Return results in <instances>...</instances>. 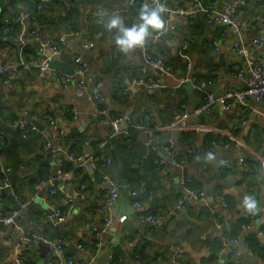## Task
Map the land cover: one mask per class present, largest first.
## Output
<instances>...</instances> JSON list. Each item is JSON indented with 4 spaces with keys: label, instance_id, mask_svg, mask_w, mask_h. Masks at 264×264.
<instances>
[{
    "label": "crops",
    "instance_id": "1",
    "mask_svg": "<svg viewBox=\"0 0 264 264\" xmlns=\"http://www.w3.org/2000/svg\"><path fill=\"white\" fill-rule=\"evenodd\" d=\"M195 1L168 0V4L172 8H191ZM198 1L208 5L215 0ZM47 6L45 15L49 20L40 24L25 16L33 12L31 4L23 0H0V62L15 65L25 61L35 65L40 43L73 33L68 39L67 57L61 61L71 63L75 56H81L89 67V90L86 96L78 97L77 82L66 89L51 81L48 74L40 78L38 69L12 76L11 86L0 81V130H9L1 162L9 171L3 173L0 167V180L8 179L16 194L27 201V207L17 218L22 232L0 225V264H49L54 243L59 238L65 256L61 261L57 259L56 264H66L70 259L76 264H118L110 259L112 253L119 254L126 264H172L171 255L176 249L184 251L183 258L188 264H209L207 243L216 235L215 214L223 212L220 197L229 205L225 218L230 227L233 222L249 216L242 207V200L248 195L257 198L260 211L258 218L240 236L234 251L240 264H264L263 258L249 252L250 243L246 239L247 234H257L264 245V234L259 233L264 229V181L259 168L260 164L264 166V120L257 118L252 109L235 104L230 111L217 108L211 115L191 117L183 130L166 131L163 128L180 113L182 103L189 101L193 110L202 103V96L193 91L190 83L175 95L168 89L135 86L136 79L147 76L161 79L163 75L145 64L143 49L127 55L116 50V33H109L101 21L93 19L94 13L115 11L131 24L138 19L139 11L128 6L127 0H51ZM256 12L264 22V2L258 9L254 5L243 8L240 16L251 17ZM166 20L172 21L169 15ZM167 24L168 30L150 39L146 47L153 56L161 57L172 66L175 79L188 75L187 62L182 57L187 45L192 75L206 82L210 92L221 95L245 87L244 81L235 77L245 59L236 53L234 36L229 29L209 26L201 16L176 18ZM7 27L11 29L9 33L5 32ZM262 35L264 37V33L252 25L243 30L246 41ZM90 44L94 47L85 48ZM257 56L264 59V47L251 54L253 58ZM94 90L103 94L111 117L122 115L130 123L151 130L149 134L133 131L126 142L108 149L110 156L129 158L126 165L114 169L116 179L112 180L118 182L128 176L140 189V208L134 207L135 197L122 191L109 213L103 212L101 207L107 191L101 175L96 173V178L92 179L83 170L76 177L66 171L67 180L62 182L57 159L51 164V177L62 192L51 196L50 186L37 191L34 182L38 179L44 141L39 133L24 139L19 131L10 127L24 114L38 120L52 117L51 114L68 137L74 135L68 147L56 143L57 150L72 149L78 156L92 153L90 138L106 139L110 131L108 119L98 116V104L88 99ZM251 107L264 111V100L252 102ZM74 109L79 112L77 120L73 119ZM171 138L176 144L169 152L165 148ZM148 140H152L149 160L143 164L137 162L138 159L134 161L147 151ZM213 142H217L218 147H213ZM172 158L185 162L175 165ZM240 158L245 159L244 165L229 169L228 174H218L221 160L238 161ZM157 160L164 163L160 165ZM66 167L68 169L69 164L65 170ZM183 178L190 179L194 189L206 192L205 202L192 200L184 210L177 209V203L186 195ZM18 207L14 194L5 191L0 195L1 216L10 217ZM52 207L62 211L66 218L57 229L46 218L47 210ZM147 215L157 217V223L142 222L141 218ZM108 216L115 221L102 237V247H98V240L86 225L100 226ZM122 216L128 217L124 224L117 221ZM30 235L52 238L53 245L27 244L24 239ZM135 252L140 257L135 258ZM217 264H226V259L222 257Z\"/></svg>",
    "mask_w": 264,
    "mask_h": 264
},
{
    "label": "built area",
    "instance_id": "2",
    "mask_svg": "<svg viewBox=\"0 0 264 264\" xmlns=\"http://www.w3.org/2000/svg\"><path fill=\"white\" fill-rule=\"evenodd\" d=\"M42 3L41 10H46L48 7V3L51 0H40ZM263 0H228L226 2H222L219 0H215L208 5H202L198 0H196L191 8L184 7H174L172 8L168 4V0H127L128 6L139 11L140 7L144 3H155L162 2L168 9V15L171 17V20L174 21L176 18H185V17H196L201 16L204 18L205 22L209 26H221L226 27L234 36V49L236 53L242 57H244L245 62L244 66L235 73V77L244 81L245 87L239 90H229L224 94L216 97L214 93L210 92L208 89V85L206 83L199 82L196 77L192 75V64L190 62L188 53H187V45L184 47V52L182 53V57L186 60V67L188 75L186 77H179L175 79L173 74V68L168 63L164 61L161 57L153 56L147 49L146 45L143 49L144 61L148 67H151L155 70H158L162 73L163 78L155 79L153 76H147L146 78H139L134 81L135 86L145 87L148 89H168L170 90L172 95L180 90L184 85L190 83L192 85L193 91L196 94H200L202 96V103L195 107L193 110L190 109V102H184L180 105L181 110L180 113L176 114L172 120V122L166 126V131L173 133L175 131H180L186 128V122L191 117H201L203 115H211L213 111L217 108H221L225 111H230L233 105L238 104L244 109L249 110L252 109V112L256 115L257 118L264 120V111L253 109L251 107L252 102H262L264 100V59L261 56H257L255 58L251 57V54L254 51H259L264 47V37L257 36L253 37L249 41H246L243 36V30L247 29L249 26L255 27L256 30L264 33V22L262 20L261 15L256 12L254 16L251 17H242L240 16V12L243 8L254 5L256 9L259 8ZM26 17H30L29 14L25 15ZM93 19L97 21H101L99 14L94 13ZM171 21V22H172ZM167 22V23H171ZM168 30V29H167ZM11 29L7 27L5 29L6 33H9ZM36 31H32V34H35ZM73 33H68L61 37L59 40L50 39L46 42H42L39 44L37 49V57L35 58V65H31V63H27L25 61L20 62L15 65L5 64L0 62V81L3 80L6 84L11 86V77L18 75L21 72L32 73L35 69H38L39 77H45L46 74L49 75L51 81L54 83H58L64 88H71L72 85L77 82V96L84 97L86 96L89 90V82H88V73L89 67L83 61L81 56H75L71 63L74 65V75H66L52 68V58L56 57L60 61L65 60L69 51V37H72ZM94 47L93 44L86 45L85 48ZM89 101L98 104V116L103 117V119H108L110 124V131L108 137L106 139H98L96 137L90 138V145L96 144L99 151H103L106 149L108 141L111 139L119 138V137H129L131 136L133 131H143L146 134H149L151 130L147 127L140 124L130 123L129 119L126 117L119 116H110L107 108H105V98L100 91H95L93 94L88 96ZM54 106V104H53ZM28 115L24 114L23 117L15 120L11 123L10 127L13 130L20 131L22 133V137L24 139H28L30 133L40 132L36 126L32 123L25 121L24 117ZM79 116V112L74 109L73 110V119L77 120ZM48 134L40 132L43 134V138L45 140L44 150L46 153L56 152L59 155L65 157L69 162H72L77 169H82L85 171L92 179L96 178L97 168L94 166L95 157L90 152L89 154L76 156L74 154L69 153L65 150H55L54 141L50 137V132L52 131L55 136L61 137L64 135V130L56 123V121L52 117L47 118V126ZM6 143V134L3 130H0V167H2V152ZM152 144V140H148L145 143L146 152L141 157V159L137 160L139 163H143L148 161L150 158V146ZM175 140L170 139L168 146L165 148L167 151L171 152L175 148ZM213 147H218L217 142L212 143ZM228 146V145H227ZM100 158L104 159L107 164L111 163L110 158L104 157L101 155ZM157 162L162 165L164 162L157 160ZM172 162L175 165H182L185 161L184 159L177 160L176 158H172ZM59 165L63 164V159H58ZM245 164V159L240 158L238 161H233L230 159L221 160L218 167V174H228L229 169L235 168L240 165ZM2 172L6 173L9 169H4L2 167ZM61 172V171H60ZM102 173L103 186L107 191V197L102 205L101 209L105 213H109L111 207L115 205L122 191H128L133 197L136 198L134 202L135 208H140L142 205L140 201L137 199L139 196V191L134 189L130 184H119L112 180L108 174L105 172ZM59 178L62 182H66L67 176L64 173H59ZM190 179H182V184L185 186L186 195L183 197L176 205L178 210H184L187 204H189L192 200L205 202L207 198V194L205 191L194 189L190 186ZM45 186H50L48 192L51 196H56L62 192V188L59 186H55L53 184L52 178H50L47 182L37 184L35 189L37 191L43 189ZM0 190L1 191H9L16 197L19 202V207L13 212L10 217H5L0 215V225L12 226L14 232H22L23 227L20 222L17 221L19 217L20 211L24 210L27 207V201H24L22 197L16 194L14 187L9 182L8 179L0 180ZM70 201H73L70 199ZM220 202L223 207V212L216 213V235L221 238L223 241V247L225 252L236 246L240 241V236L232 239H226L224 237L225 229L227 228V221L225 218L226 213L229 211V205L224 197H220ZM51 214H48L46 218L48 222L54 227L57 228L61 224H63L66 220L62 211L57 210L55 207L50 209ZM128 220L127 216L119 217L117 220L120 224H124ZM114 219L110 216L106 217L103 223L100 226H94L91 224H87L86 228L94 235V237L98 240V247H102L101 240L102 237L110 230L113 226ZM141 221L144 223L155 224L158 221V218L153 215H147L141 218ZM249 226H244L243 229H249ZM262 234V233H261ZM29 237V238H26ZM26 239L24 241L27 244L36 245L39 242H43L48 245H53V242L48 237H42L40 235H30L25 236ZM132 245V244H130ZM79 248L83 247L79 245ZM252 254V251L249 250ZM65 256V251L63 248V244L61 240H58V243L53 246V253L49 257V264H56L57 259L60 261L63 260ZM184 251L182 249H176L173 251L171 255V263L172 264H184L180 261L183 259ZM110 259L112 261H117L118 264H126L125 260L116 256V254H111ZM63 263V262H62ZM64 264V263H63ZM66 264H76L73 260H68ZM236 264H240L239 260L236 261Z\"/></svg>",
    "mask_w": 264,
    "mask_h": 264
},
{
    "label": "trees",
    "instance_id": "3",
    "mask_svg": "<svg viewBox=\"0 0 264 264\" xmlns=\"http://www.w3.org/2000/svg\"><path fill=\"white\" fill-rule=\"evenodd\" d=\"M23 1L28 3V4H31V9L33 10V12H28L29 15H30V18H33V19L37 20L40 24L41 23H43V24L47 23V21L49 19L45 15V10H41L42 3H41L40 0H23ZM262 2H264V0ZM35 56L37 57V53H36ZM196 78H197V80L199 82H201V83L203 82V81H200L198 79V77H196ZM204 83H206V82H204ZM104 107L107 108L106 105ZM49 116L53 117V115H51V114ZM116 116H119V115H116ZM39 120L41 121V123L43 125L47 126V119H45V118H41L40 119L39 118ZM38 133H39L38 136H40V139L41 138L43 139L44 145H45V140L43 138V134L40 133V132L30 133L28 138L30 137L31 134H38ZM20 134L22 136L21 132H20ZM50 137L55 142L54 143L55 150H57L56 149V143H58L59 146H61V147H65V146L68 147V145H70L71 141L74 139V135H71V137H68L65 133L61 137H57V136L54 135V133L52 131L50 132ZM129 137L122 136V137H119V138L111 139L110 141H108L107 147L103 151H99V149H98L96 144L92 145L93 146V154H94V157H95V166L98 169L97 170V175L100 174L101 177H102V173L101 172L103 171L106 174H108L111 179L112 178L116 179L115 176H114V169L116 167L120 168L122 164L124 165L125 163H128L127 161H129V158L126 157V159H125V157L121 158V155L116 156V155H112V154L110 156V154L108 152V149L110 148L111 145H113L115 147H117V145H121L122 143L126 142L129 139ZM6 142H7V139H6ZM68 152L71 153V154H74L72 149H69ZM74 155H76V154H74ZM78 155H76V156H78ZM101 155H104V157L110 158L111 163L107 164V162L104 159L100 158ZM141 157L140 158H135L134 161L136 159H138V160L141 159ZM59 158L63 159V164L60 165V171L61 172H63V173H66V171H69L68 173L72 172V173H74L75 177L78 176L82 172V169L75 168L74 164L72 162H69L62 155H59L56 152L46 153L45 150H44L43 156L40 159L41 163H40L39 173L37 174L38 175V179L36 180V182H34L35 186L37 184H41V183L47 182L50 178H52L51 176H53V172H52L51 164L53 163L54 159L55 160L57 159V162H58ZM145 162H147V161H145ZM67 164H69V167H68V169L66 167V170H65V166ZM140 181L141 180L139 179L138 182H140ZM117 183H119V184H126V183L130 184L134 189L139 191L138 198H140V195H141L140 189L138 187H135V185H133L132 182L129 181V177L128 176L123 177L122 181H118ZM146 190H148V189H146ZM138 200L140 201V199H138ZM215 218H216V216H215ZM256 218H258V214L255 215V216L249 215V216L244 217L243 219H240L238 221L233 222L230 225V227H227L225 229L224 237L226 239H232V238H236L238 236H241L242 234H244L246 232L243 229V227L244 226H249L250 223L252 221H254ZM57 228H54V229H57ZM259 233L260 234L261 233L264 234V229H262ZM257 236H258L257 234H247V238L246 239L250 243L249 247H250L251 251L253 253H255L259 258H263L264 259V245L261 244V242H260V240H259V238ZM49 239H51L53 241L52 238H49ZM59 240H61V239L59 238ZM207 247L209 248V251H210V255L207 258V261H208L209 264H217L222 257H224V259H226V264H236L237 256H236V252L234 251L235 246L232 247L229 250V252H226V254H225V250H224V247H223L222 239L217 237V236H214V237L210 238V241L207 243ZM116 256H120V255L116 254ZM134 257L138 258L140 256H139V254L137 252H135ZM180 261L182 263H184V264H188V261H186L184 258L180 259ZM113 262L117 263V261H115V260Z\"/></svg>",
    "mask_w": 264,
    "mask_h": 264
},
{
    "label": "clouds",
    "instance_id": "4",
    "mask_svg": "<svg viewBox=\"0 0 264 264\" xmlns=\"http://www.w3.org/2000/svg\"><path fill=\"white\" fill-rule=\"evenodd\" d=\"M168 9L162 2L144 3L139 9L138 19L127 23L119 13L101 11L99 17L109 33L115 32L114 45L123 54H130L145 47L150 39L163 35L168 24ZM242 207L246 213L255 216L260 211V203L253 195L245 196Z\"/></svg>",
    "mask_w": 264,
    "mask_h": 264
},
{
    "label": "water",
    "instance_id": "5",
    "mask_svg": "<svg viewBox=\"0 0 264 264\" xmlns=\"http://www.w3.org/2000/svg\"><path fill=\"white\" fill-rule=\"evenodd\" d=\"M52 68L54 69H58L61 72H63L66 75H74V67L71 65L70 62L68 61H60L58 58L53 57L52 58V64H51ZM93 94V93H92ZM216 97L220 96L219 94L215 95ZM109 106L110 105V101H107ZM25 121L32 123L34 126L37 127V129L40 132L46 133L48 134V130L46 129V126L43 125L37 118L33 117L32 115H28L26 117H24ZM4 133H9V130L7 128L4 129ZM260 168V173L262 175V179L264 181V166L260 164L259 166ZM4 194V191L0 190V195ZM48 214H51L50 210H47ZM58 243V240L56 241V243H54V245H56Z\"/></svg>",
    "mask_w": 264,
    "mask_h": 264
}]
</instances>
